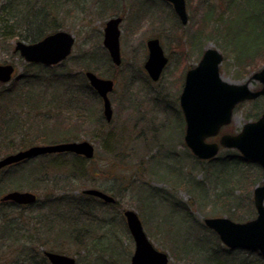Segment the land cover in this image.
Returning a JSON list of instances; mask_svg holds the SVG:
<instances>
[{"label": "rangeland", "instance_id": "374dc122", "mask_svg": "<svg viewBox=\"0 0 264 264\" xmlns=\"http://www.w3.org/2000/svg\"><path fill=\"white\" fill-rule=\"evenodd\" d=\"M229 1L186 0L187 21L181 23L162 0H0V64L14 67L11 79L0 83V93L13 88L19 92L7 110L0 99V158L33 145L68 141L87 140L94 148L90 159L49 153L0 169V198L12 190L36 195V201L21 206L0 202V264H45L43 249L71 256L76 264H130L134 242L125 209L138 214L147 237L168 254L169 264H218L205 260L217 239L211 229L203 228L204 217L238 222L254 218L253 189L264 178L259 167H245L243 174L255 180L249 188L234 191L232 217L218 214L222 198L216 194L221 188L212 181L213 174L206 178L217 166L201 162L186 146L179 96L186 71L198 64L207 48L222 54L219 72L231 83L247 81L264 66V57L238 63L227 40L237 52L249 50L251 18L264 11L259 7L264 0H255L254 10L243 9L245 0ZM39 10L47 22L43 33L65 30L74 37L71 53L58 65L28 63L14 51L16 41L30 43L25 37L37 33L26 22ZM115 16L122 19L118 66L103 45L105 22ZM226 24L220 30L225 36L214 31ZM153 37L160 39L168 57L156 81L143 67L145 43ZM87 70L115 81L109 121L85 77ZM260 86L250 79L251 89ZM263 107L261 98L239 103L221 133L235 134ZM231 150L221 148L217 158ZM192 183L199 188L192 189ZM89 188L111 195L114 203L82 192ZM181 217L193 223L181 222ZM202 237L203 253L193 245L196 250L187 257L184 247ZM232 250L218 258L257 263L255 251Z\"/></svg>", "mask_w": 264, "mask_h": 264}, {"label": "water", "instance_id": "95a60500", "mask_svg": "<svg viewBox=\"0 0 264 264\" xmlns=\"http://www.w3.org/2000/svg\"><path fill=\"white\" fill-rule=\"evenodd\" d=\"M167 1L171 2L181 22L185 23V1ZM120 21V17L109 18L103 29V45L116 65L121 62L118 28ZM73 43L74 37L69 32L57 30L35 42L18 40L15 42L14 51L19 52L28 62L53 65L70 54ZM147 48L148 56L144 68L149 77L156 81L168 58L157 38L149 39ZM222 59L223 56L217 49L207 48L198 64L186 72L179 96L185 121L184 142L199 159L215 157L221 147L234 148L245 160L259 164L264 177V109L257 120L244 123L238 133H222L218 140L207 141V138L216 136L220 128L231 121L233 108L238 103L258 96L264 98V66L250 77L261 84L259 89L254 90L249 87L250 79L243 83L224 80L219 72ZM13 70L12 64H0V82H8ZM85 77L102 99L103 116L109 121L112 109L108 93L113 88V80L99 77L89 70L85 71ZM55 152H73L91 158L94 148L87 140L33 145L0 158V168L37 155ZM82 192L105 202L115 200L111 195L95 188L84 189ZM1 200L30 204L36 200V195L30 191L12 190L4 194ZM253 204L256 216L250 220L238 222L225 216H215L204 217L203 222L218 235L226 247L258 251L264 257V183L254 187ZM123 215L134 242L130 264H169L168 254L157 249L147 237L138 214L132 209H125ZM46 255L51 264H76L73 257L65 254L47 251Z\"/></svg>", "mask_w": 264, "mask_h": 264}, {"label": "trees", "instance_id": "16d2710c", "mask_svg": "<svg viewBox=\"0 0 264 264\" xmlns=\"http://www.w3.org/2000/svg\"><path fill=\"white\" fill-rule=\"evenodd\" d=\"M234 1L235 0H230L229 3H231V2L234 3ZM244 4H246V5H242L244 7L243 9H245L247 6H249L251 10L258 8V3H255V0H245ZM242 6H239V9H242ZM259 7L264 9V1L262 3H260ZM227 9L229 10L228 6H227ZM230 12L232 13V10ZM42 14L43 13L40 10L35 11L34 16L31 19L27 20L26 26L29 29L36 28L35 31L37 33L34 34V36L33 35L26 36L25 37L26 41L34 42V41H37L46 35L43 32L45 31V26L47 25V22H46V17L44 16V14L43 15ZM233 14H234V12H233ZM38 19H39V22L36 21ZM248 19H246V20H248ZM24 20H25V18H24ZM251 21L253 24L250 27L249 35L253 31H254V34H252L253 36L251 37V41L248 42L249 44H251V46H249L250 47L249 50H243V51L237 52L235 50V46L231 43L229 38L227 39L230 46H231V50L235 52V55H236L235 60L238 63L248 62V61L255 59L256 57H264V11L259 13V15L256 19L251 18ZM222 26H223V24H222ZM227 26L228 25L226 24L224 27H213V28H214V31H216L220 35L221 34L224 35V33L220 30H221V28H225ZM18 98H19V92L16 88H13V92H12V90L10 91L7 89L6 91H3L0 93V99L3 101V107L5 110L8 109V107L10 106V103L12 104L14 102V100H16ZM62 153H64V152H62ZM44 155H46V154H44ZM73 155L75 157L82 158V156H79L76 154H73ZM24 161H26V160H24ZM201 162H203V163L204 162L215 163V165L217 166L216 169H218L220 167V170L217 172H216V169L214 171L208 172L206 178L208 179L213 174L212 175V177H213L212 181H214L216 184L218 183L220 185V188H221L219 193L216 194V196L219 197V199L222 198L218 201L220 203H219V207H218L219 211L217 213L218 214L226 213L229 217H232L231 214H232V211L235 209V206H236L235 203H236V197H237V195H235L234 191H236V190L243 191L242 189L249 188L251 185V182L253 180H255L254 178H251L249 176L248 172L244 175L243 171L244 170L246 171L247 170L246 168L249 169V167L250 168L256 167L257 165L252 164L249 161L242 158L241 155L235 150H231L230 152L228 151L227 155H224L222 157L217 158V156H216V157L208 159V160H201ZM16 164H18V163H16ZM258 171H256V172H258ZM217 174H218V176H217ZM191 186H193L192 189L199 188V187H196V185H194V184ZM200 188H201V186H200ZM247 191H248V189H247ZM179 205L180 204L174 205V206L179 207ZM181 218H182L181 222H183L182 220H184V219H183V217H181ZM185 219L186 220H184V223H185V221H186V224H188L187 221L189 223H193L192 218H189V219L185 218ZM172 226H173V223H172ZM182 226H183V223H182ZM170 228H171V223H167V226L165 228L167 230V232H168V229H170ZM186 228L187 227H184L185 230H186ZM203 228H205V230L208 229L204 225H203ZM213 233L217 239L215 242L216 243V245H215L216 249H212L210 251L208 250L209 254H208V257L207 256L205 257V260H208V262H210L211 260H213L215 262L217 261L218 264H247L244 262H239V263H234V262L231 263L230 262V263H228V262H225V260L221 261L218 257H220V255L222 256L223 255L222 253H224V252L230 253L233 250L221 245V243H220V241H219V239H218V237L214 231H213ZM169 236L171 239H174V240H176V242H178L176 237H174V236L172 237V235H170V234H169ZM179 236H180V234H179ZM187 236H188V234H187ZM187 236L186 237H185V235L183 236V237H185L184 242H185V239H187ZM205 242H206L205 237H202L201 239H198V242L192 244V246L191 245L186 246L187 244H185L186 248L184 247V250H185L186 255L191 253V252H194V250H196V248L194 247L195 245H197L198 248H201L200 252L203 253ZM181 245L183 246V243H181ZM217 251H218V253H217ZM246 252L252 253L253 251L247 250ZM255 252L256 253H252V254H256L258 256V257H256V258H258V260H257V263H254V264H264V258L257 251H255ZM187 257H191V256L187 255Z\"/></svg>", "mask_w": 264, "mask_h": 264}, {"label": "flooded vegetation", "instance_id": "af4514ba", "mask_svg": "<svg viewBox=\"0 0 264 264\" xmlns=\"http://www.w3.org/2000/svg\"><path fill=\"white\" fill-rule=\"evenodd\" d=\"M166 5H168V7H170V9L172 10V13L174 14V16H176V18H178L179 19V17H178V15L176 14V12H175V10H174V8H173V6H172V4H171V2H169V1H167V0H162ZM185 1V9H186V0H184ZM115 17H120L121 18V16H115ZM122 20V19H121ZM180 20V19H179ZM181 21V20H180ZM121 22V21H120ZM120 22H119V24H120ZM182 23V22H181ZM118 28H119V25H118ZM153 38H157V37H153ZM149 39H152V38H148L147 40H146V50H147V55H148V48H147V41L149 40ZM158 40H159V43H160V45H161V42H160V39L159 38H157ZM105 47V46H104ZM161 47H162V49H163V46L161 45ZM119 49H120V44H119ZM107 50V49H106ZM206 50V49H205ZM204 50V51H205ZM108 51V50H107ZM203 51V52H204ZM163 52H164V50H163ZM108 54H109V52H108ZM165 54V53H164ZM203 54V53H202ZM109 57H110V55H109ZM120 57H121V54H120ZM167 57V56H166ZM168 58V57H167ZM111 59V58H110ZM112 61V60H111ZM167 62H168V60H167ZM113 63V62H112ZM145 63V62H144ZM144 63H143V67H144ZM114 64V63H113ZM114 65H116V64H114ZM118 65H120V64H118ZM118 65H116V66H118ZM166 65V64H165ZM165 67V66H164ZM145 69V68H144ZM164 69V68H163ZM188 71V70H187ZM186 71V72H187ZM145 72L147 73V71L145 70ZM162 73V72H161ZM147 75H148V73H147ZM161 75V74H160ZM185 75H186V73H185ZM148 77H149V75H148ZM184 79H185V77H184ZM113 80V79H112ZM114 87H115V81L113 80V88H112V90L108 93V97H109V94H111V93H113L114 92ZM259 98H261L263 101H264V98L263 97H258V98H255V99H251V100H257V99H259ZM110 100V99H109ZM251 100H245V101H251ZM110 104H111V102H110ZM180 105V104H179ZM111 109H112V107H111ZM181 109V108H180ZM263 109H264V107H263ZM263 111V110H262ZM180 112H181V115H182V117H183V120H184V116H183V114H182V111L180 110ZM262 113V112H261ZM113 114V113H112ZM261 115V114H260ZM259 115V116H260ZM259 116H257V117H255L254 119H252V120H250V121H255V120H257L258 118H259ZM185 122V121H184ZM223 128V127H222ZM221 128V129H222ZM221 129H220V132H219V134L217 135V136H215V137H217L218 138V136H220V134H221ZM237 133V132H236ZM214 137V138H215ZM251 163H253V164H255V165H257L259 168H260V170H261V175H262V168L260 167V165L259 164H257L256 162H251ZM262 177H263V175H262ZM264 178V177H263ZM262 183H264V182H262ZM261 183V184H262ZM0 202H2V203H11V204H14V205H18V206H21V205H19V204H16L15 202H13V201H11V200H1V198H0ZM111 203H114V202H111ZM47 251H49V250H47V249H43L42 250V261L45 263V264H51L50 263V261H49V259H48V257H47V255H46V252ZM52 252H55V251H52Z\"/></svg>", "mask_w": 264, "mask_h": 264}]
</instances>
